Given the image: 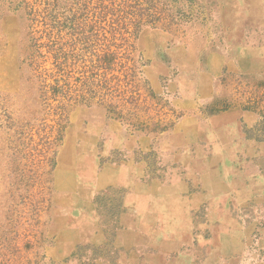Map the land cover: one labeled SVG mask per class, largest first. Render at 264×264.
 <instances>
[{"label": "rangeland", "instance_id": "rangeland-1", "mask_svg": "<svg viewBox=\"0 0 264 264\" xmlns=\"http://www.w3.org/2000/svg\"><path fill=\"white\" fill-rule=\"evenodd\" d=\"M0 264H264V0H0Z\"/></svg>", "mask_w": 264, "mask_h": 264}]
</instances>
